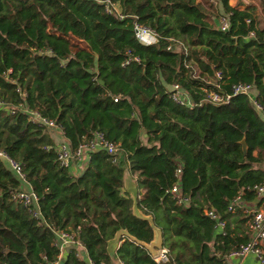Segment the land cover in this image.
<instances>
[{"label":"trees","instance_id":"1","mask_svg":"<svg viewBox=\"0 0 264 264\" xmlns=\"http://www.w3.org/2000/svg\"><path fill=\"white\" fill-rule=\"evenodd\" d=\"M116 1L122 18L97 0H0V150L19 162L38 213L13 198L23 185L0 160V264H113L107 242L118 231L120 264H224L248 239L241 208L226 207L240 190L253 201L246 188L264 181V119L231 87L252 86L264 107V24L228 0H204L219 14L200 0ZM134 23L157 41L139 43ZM174 84L189 108L171 100ZM210 91L229 97L211 102ZM54 129L70 149L99 132L116 152H89L73 174L56 162ZM177 168L186 205L168 193ZM126 170L142 191L134 200L122 190ZM152 226L164 262L141 245ZM55 230L72 233L86 258L73 248L58 258Z\"/></svg>","mask_w":264,"mask_h":264},{"label":"built area","instance_id":"2","mask_svg":"<svg viewBox=\"0 0 264 264\" xmlns=\"http://www.w3.org/2000/svg\"><path fill=\"white\" fill-rule=\"evenodd\" d=\"M103 4L104 11L107 14H111L117 18H122L121 13L119 12L118 3L116 0H97ZM219 28L221 30H225L227 28V19L225 16L220 17L218 21ZM133 33L136 40L141 44H153L158 39V34L150 29L147 26L139 25L137 23L133 24ZM217 76V74H216ZM250 85L237 83L232 85V94L243 93L248 94V88ZM173 93L170 98L174 103L183 105L185 107H190V100L185 92L178 88L177 85H172ZM181 95H184L183 98ZM229 95H225L223 98L220 97L215 92H208L207 99L211 102H226ZM115 101L116 99L113 98ZM250 103L253 108L261 115L264 116V107H262L254 98L250 97ZM0 107H4V102L0 100ZM30 116L35 121L45 125L48 128L56 127L54 122L51 120H47L45 118L40 117L36 113H30ZM97 149H104L109 154H115L116 145L107 141L104 136L99 132H94L93 135L87 139L86 141L80 142L74 149H70L65 141H60L55 143L54 151H55V159L58 166L69 169L72 163L75 164H83L85 160L88 158L89 152ZM115 158L112 159L114 161ZM0 160L4 163L6 168L22 183L23 187L19 189L17 192L13 194V198H16L20 201L24 206L28 207L30 211H32L33 215H38L36 211V196L31 191L30 187L25 182L24 174L21 172V167L18 161L10 158L6 153L0 150ZM174 175L176 177V181L169 187L168 193L174 199L176 205H186L188 202V198L180 193V189L178 187V176L179 169H175ZM26 185V188H24ZM253 191L254 197L262 198L264 195V181L252 185L249 188ZM242 190L238 191L235 196L232 198L230 203L226 207V212H233L235 208L242 207ZM242 209V208H241ZM245 215V228L248 234V239L245 243L240 244L236 249L229 253L230 256H236L241 258L247 254L256 255L258 259L263 261L264 259V199L260 200V203L253 209H243ZM205 214L215 222V226L220 232L224 226V220L220 217L218 213H215L211 210L205 211ZM54 235V244L59 249V256H61V252L64 249H77L81 244L79 241L73 237L72 233L55 230L53 231ZM149 254V253H148ZM151 259L155 263L164 262L168 258V252L165 247H160L154 255H150ZM90 263L89 260H87ZM57 264V261L51 263Z\"/></svg>","mask_w":264,"mask_h":264},{"label":"crops","instance_id":"3","mask_svg":"<svg viewBox=\"0 0 264 264\" xmlns=\"http://www.w3.org/2000/svg\"><path fill=\"white\" fill-rule=\"evenodd\" d=\"M214 11L215 13H221V9L219 7L218 4H216V2H214ZM228 5L230 6H234V7H237L239 9H242L244 7H248L251 12H252V15L253 17L260 23V24H264V2L263 0H228ZM210 22L214 23V25H217L218 24V21H219V17L217 18L214 17V15H210L209 16V20ZM248 96L251 97V98H254L256 92L254 90V88L252 86H250L248 88ZM263 119H264V116H263ZM52 137L54 138V142L57 143V142H60V141H64L63 138L61 137V134L58 130H52ZM258 167L262 168L264 170V163L263 164H259ZM80 166L78 164H75V163H72L69 167V171L71 173H76L78 170H79ZM122 190L132 199H136L138 197V195L142 192L141 189L137 186V184L135 183V180H134V176L129 174V172L126 170L124 171L123 173V176H122ZM264 199V195L262 197ZM262 198H255L253 199V201L251 202H247V201H243V204H242V207H239V208H242L240 209V213L241 215H243V217H245L244 215V211L243 209H253L254 207H256L258 205V203H260V200H262ZM132 212L136 215H140L142 217H146L147 215L143 214L141 212L140 209L132 206ZM237 212L235 213H232L230 216H234L236 214H238ZM229 224L231 226L234 225V223L232 222H229ZM243 226V224H242ZM244 227V226H243ZM216 231L219 232L220 230L216 228ZM152 232H153V235H152V241L154 242H159V239H160V230L157 228V227H153L152 228ZM122 234V232H121ZM121 234L118 236V240L115 241V237L110 239V241H113L111 243V245H113V248L111 249L112 253L114 254V251L115 249L117 248V246L119 245V243L121 242L120 241V236ZM67 249L65 248L63 253L66 251ZM76 251L80 252L83 257H81L82 259L86 258V254H85V251L83 249L82 246L80 247H77ZM62 253V254H63ZM113 264H120L118 262V260L114 257V260L112 261ZM224 264H264V259L263 261H261L260 259H258L256 257V255H253V254H247L241 258H238L236 256H230V255H227L225 256L224 258Z\"/></svg>","mask_w":264,"mask_h":264},{"label":"water","instance_id":"4","mask_svg":"<svg viewBox=\"0 0 264 264\" xmlns=\"http://www.w3.org/2000/svg\"><path fill=\"white\" fill-rule=\"evenodd\" d=\"M240 145H241V149H242V152L245 153L246 151V145L244 143V140L241 139L240 140ZM104 150V149H103ZM135 207V206H134ZM136 215V214H135ZM139 217H142L140 215H137ZM143 218H146L147 220L150 221V217L149 216H146V217H143ZM154 226H152L153 228ZM122 233H124L123 231H118L116 232V234L113 236V238L115 239V241L118 240V236ZM141 245L147 250V252L150 254V255H154L157 250L161 247V235H160V239H159V242H154V241H150L148 243H141Z\"/></svg>","mask_w":264,"mask_h":264},{"label":"rangeland","instance_id":"5","mask_svg":"<svg viewBox=\"0 0 264 264\" xmlns=\"http://www.w3.org/2000/svg\"><path fill=\"white\" fill-rule=\"evenodd\" d=\"M200 2H201V4H202L206 9L209 8V7H207V5L210 6L209 11H211V12L214 11V9L211 7V4H212V6H213L214 3L208 1V2L211 3V4H209L208 2H205L204 0H200ZM181 96H182L183 98H185L184 95H181ZM24 188H26V185H24ZM119 239H120V238H119ZM120 241H121V239H120ZM112 242H113V241H110V240L107 242V250H108V252H109V254H110L111 260L113 261V260H114V255H113V253H112V251H111V249L113 248V245H111ZM61 253H63V251H62ZM76 253H77L78 257H80V258L83 257V255H82L80 252L76 251Z\"/></svg>","mask_w":264,"mask_h":264}]
</instances>
